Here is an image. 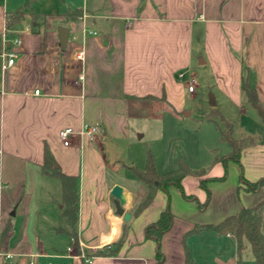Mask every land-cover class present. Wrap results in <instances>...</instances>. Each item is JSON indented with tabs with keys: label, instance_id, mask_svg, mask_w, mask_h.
I'll return each instance as SVG.
<instances>
[{
	"label": "crops",
	"instance_id": "crops-1",
	"mask_svg": "<svg viewBox=\"0 0 264 264\" xmlns=\"http://www.w3.org/2000/svg\"><path fill=\"white\" fill-rule=\"evenodd\" d=\"M23 8L27 16L7 28V12ZM60 26L69 29L65 47ZM9 49L16 57L3 70L1 53ZM197 68L222 115L234 109L250 124L264 118L258 110L264 111V0H0V237L12 226L6 251L0 245L11 257H0V264H158L157 240L147 237L146 227L168 205L174 219L161 238L163 264H186V246L197 264H212L208 251L226 243L230 253L215 261L256 264L249 246L238 257L230 235L209 230L184 238L197 225L218 223L264 198V185L249 191L242 181L264 179V137L256 127L241 129L256 138L242 149L241 166L218 156L208 168H192L199 174L182 180L189 198L170 185L134 214L147 185L134 188L111 176L119 165L134 167L120 159L119 145L130 136L131 110L148 101L146 95H165L158 101L173 105L176 114L181 106L175 98L191 77L196 84L190 70ZM244 80L256 89L260 106L249 104ZM84 123L101 126L96 141L78 134ZM66 127L76 132L70 145L59 137ZM106 143L118 151L113 160ZM46 149L56 168L78 178V244L64 216L61 180L44 168ZM227 170L224 180L214 179ZM117 184L129 221L116 212ZM105 247L115 252L95 255ZM198 248L207 255L199 257Z\"/></svg>",
	"mask_w": 264,
	"mask_h": 264
},
{
	"label": "rangeland",
	"instance_id": "rangeland-1",
	"mask_svg": "<svg viewBox=\"0 0 264 264\" xmlns=\"http://www.w3.org/2000/svg\"><path fill=\"white\" fill-rule=\"evenodd\" d=\"M29 12V9L23 8L18 15L26 17ZM202 69L190 70L197 77L196 91L189 92L187 84L185 92L175 98V104L181 106L176 114L170 110V106L160 101L141 102V106L131 110L130 136L119 143L122 149L121 160L143 170L146 167L148 150H150L155 157L159 173L178 169L181 160L193 169H203L208 168L218 156L233 155L232 145L221 137V130L225 129L226 134L233 139H239L249 135L241 131L242 128L249 131V128L256 127L254 132L264 137V118H258V122L250 124V121L248 123V120L240 117V113L234 109L230 110V115L225 114L226 117L232 116L230 118L234 119V130L230 131L222 120L221 113L213 110L209 103V91L203 88ZM187 77L184 79L185 82L188 81L189 77ZM250 132L253 131L250 130ZM112 175L116 176L120 182L128 180L134 188H137L140 182L134 176L132 169L126 166L119 165L118 170H114ZM243 186L247 189L250 185L245 183ZM257 186L260 187L261 184ZM202 229L201 232L209 231V229ZM230 245L226 243L221 248L208 251L211 252L212 264H220L215 261V255L218 257L228 255L231 251ZM196 252L199 257L207 255V249L198 248Z\"/></svg>",
	"mask_w": 264,
	"mask_h": 264
},
{
	"label": "trees",
	"instance_id": "trees-1",
	"mask_svg": "<svg viewBox=\"0 0 264 264\" xmlns=\"http://www.w3.org/2000/svg\"><path fill=\"white\" fill-rule=\"evenodd\" d=\"M19 10L15 11H8L6 15V22L7 28H11L16 22L20 21L23 17L19 14ZM75 17L80 15V12L73 11L72 12ZM243 88L246 91L248 96V102L253 107H258L261 105L259 100L257 91L254 87L251 86L249 81L244 80ZM148 101L159 102L158 100L165 101V95L162 97H156L154 95H146L143 97ZM170 107L176 111V108L170 104ZM213 110L218 111L217 107H214ZM222 120L225 122L226 126L230 129L231 132L234 130V123L225 115H222ZM222 138L229 141L232 145L233 155L226 156L224 158V162L227 165V158L234 159L236 162H240L241 151L244 147L256 143V138L252 135H247L243 138L233 139L231 136L226 134L225 129L221 130ZM45 170L51 169L53 174L57 176L62 183L63 195L64 200L66 203V209L64 211V216L66 218L67 224L71 228V232L75 237V243L78 244V238L76 235L75 225L77 222V215H78V191H77V183L78 178L75 175H68L62 172L59 168L55 167V160L51 152L46 149L45 151ZM136 177L144 182L147 187L148 191L146 195L143 197L142 201L133 208L134 214L140 213L153 199L155 193L160 188L168 189V186L175 185L177 186L183 193L184 196L190 197L187 195L183 189L182 180L188 174H199V171L193 170L184 160L180 161V167L175 170H171L166 173H159L156 160L150 150H148L147 155V163L145 169H138L136 167H131ZM227 171L222 177L214 178L215 180H224L226 178ZM243 178V184L247 183L249 188L246 190L255 191L259 187L258 184L264 185V179H260L257 182H251L247 179ZM201 184L206 186L205 181H202ZM211 194L209 192L208 199L204 203H199L200 208H204L210 200ZM173 214L170 209V205H168L160 214V217L154 223L148 225L146 227V235L147 237H155L157 240V261L158 264H163L164 262V253L162 251L161 246V238L163 234L169 230L173 225ZM206 230H213L218 235H230L237 245V254L238 257L242 255L244 250L249 246L250 250L252 251L254 260L256 264H264V198L260 200L256 205L247 207L244 206L242 209L233 215L227 216L224 220L218 223H209L203 225H197L193 230L189 231L185 234L184 238H186L191 233H198L201 232L203 229ZM60 230H64L63 228H59ZM12 232V226L7 225L0 237V245L1 249L5 250L8 247V240L10 234ZM122 239L116 244V247L120 246ZM6 251V250H5ZM115 250L108 249L107 247L96 251L95 255H107L110 253H114ZM186 264H197L195 261L191 259L190 249L186 246Z\"/></svg>",
	"mask_w": 264,
	"mask_h": 264
},
{
	"label": "built area",
	"instance_id": "built-area-1",
	"mask_svg": "<svg viewBox=\"0 0 264 264\" xmlns=\"http://www.w3.org/2000/svg\"><path fill=\"white\" fill-rule=\"evenodd\" d=\"M14 44H18L20 42V39L18 37H14L11 40ZM10 45V41H9ZM1 56L3 58V64L2 68L3 70H6V68L10 67L13 65L15 57H16V52L13 49L5 50L3 53H1ZM185 76V73L181 72L179 74V77L183 79ZM188 90L190 92H193L195 90V78L191 77L189 80L188 84ZM40 90L36 89L34 93L39 94ZM101 131V126L99 124H93V123H84L80 131H78V134L81 137L87 138L89 141L94 142L97 140L98 135ZM76 134L75 130L72 127H66L64 129H61L59 131V137L60 140L64 145H70L71 143V138L72 136ZM0 257H6L9 258L11 257L10 253H5L2 250H0Z\"/></svg>",
	"mask_w": 264,
	"mask_h": 264
},
{
	"label": "water",
	"instance_id": "water-1",
	"mask_svg": "<svg viewBox=\"0 0 264 264\" xmlns=\"http://www.w3.org/2000/svg\"><path fill=\"white\" fill-rule=\"evenodd\" d=\"M69 29L66 26L59 27L60 42L63 47L66 46ZM209 103L212 107L217 105L214 95H210ZM259 114L264 117V111L261 107H258ZM189 114V112H187ZM106 151L109 154L111 160L115 159L118 155L117 149L110 143H106ZM112 194L117 198L116 200V212L123 216L125 221H129L132 217L131 213L125 209L127 204V198L124 193V189L121 185H115L112 188Z\"/></svg>",
	"mask_w": 264,
	"mask_h": 264
},
{
	"label": "bare ground",
	"instance_id": "bare-ground-1",
	"mask_svg": "<svg viewBox=\"0 0 264 264\" xmlns=\"http://www.w3.org/2000/svg\"><path fill=\"white\" fill-rule=\"evenodd\" d=\"M115 218V217H114ZM114 220V219H113ZM116 224V222H114ZM113 236V234L111 236L105 237V241L109 240L111 237Z\"/></svg>",
	"mask_w": 264,
	"mask_h": 264
}]
</instances>
